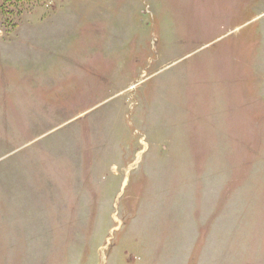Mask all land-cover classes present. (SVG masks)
<instances>
[{"label":"rangeland","instance_id":"374dc122","mask_svg":"<svg viewBox=\"0 0 264 264\" xmlns=\"http://www.w3.org/2000/svg\"><path fill=\"white\" fill-rule=\"evenodd\" d=\"M0 264H264V0H0Z\"/></svg>","mask_w":264,"mask_h":264}]
</instances>
